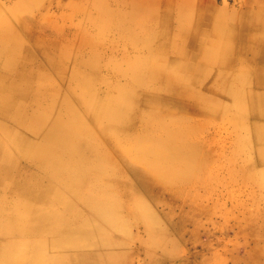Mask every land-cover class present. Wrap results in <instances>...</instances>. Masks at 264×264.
I'll return each mask as SVG.
<instances>
[{
	"label": "rangeland",
	"instance_id": "1",
	"mask_svg": "<svg viewBox=\"0 0 264 264\" xmlns=\"http://www.w3.org/2000/svg\"><path fill=\"white\" fill-rule=\"evenodd\" d=\"M0 40L18 50V61L27 62L33 81L48 76L64 81L65 88L76 77L87 94L99 89L102 98L109 94L102 81L108 82L110 95L122 106L135 100L144 111L154 106L162 117L172 114L189 122L180 129L191 137H158L153 147L166 154L161 167L144 168L148 185L128 171V159L119 155L126 177L113 190L123 217L100 222L97 233L76 231L94 222L95 215L76 199L86 186L69 181L62 196L80 214L74 217L64 205L55 206L65 216L59 223L74 229L65 244L85 245L95 255L94 264H264V102L253 98L264 95V85L257 82L264 80V57L255 56L264 55V0H0ZM215 41L232 59L230 71L243 70L238 81L230 76L231 93L205 95L237 118L236 128L222 111H203L206 102L197 104L184 94L185 87L160 86L157 79L141 76L153 69L187 76L185 66L199 64L216 79L224 68L221 60L203 54ZM205 79V71L193 74L187 87L199 90ZM146 93L158 94L159 102L147 103ZM71 106L82 110L73 99ZM83 118L99 135V128ZM62 126L84 131L66 118ZM111 129L112 135L119 133ZM175 142L183 149L175 152ZM56 232L38 238V249L18 238L16 246L0 249V264H73L74 252L53 245Z\"/></svg>",
	"mask_w": 264,
	"mask_h": 264
},
{
	"label": "bare ground",
	"instance_id": "2",
	"mask_svg": "<svg viewBox=\"0 0 264 264\" xmlns=\"http://www.w3.org/2000/svg\"><path fill=\"white\" fill-rule=\"evenodd\" d=\"M6 47H8L6 42L0 40V69H4V72L0 71V111L4 112L5 108L10 110L12 113L9 116L17 122L19 129L25 134L1 124L0 130L10 136L8 138L16 152L21 151L23 155L29 156L35 165L45 172L47 178L37 172H29V174L27 172L28 175L24 179H18L16 175L20 172V166L14 149L7 145L9 144L7 141L0 138V192L8 185L16 187V198L9 199L5 203L0 202V237L6 240L3 243V240H0V249L16 246V240L22 237L32 242L33 249L41 248L42 244L37 239L56 228L58 238L54 239L53 245L66 247L65 251L74 252L69 257L71 263L94 264V262L90 263L96 260L94 253L78 252L86 250L85 245L65 244L66 236L74 229L71 230L59 223L61 220L63 222L65 216L63 213L60 215L55 206L64 205L65 212L74 217L80 214L79 210H72L67 203L68 199L66 201L63 199V190L67 188L69 181L86 186V192L76 194V199L90 208L95 215L94 222L79 225L75 228L76 231L85 236L97 233L103 228L100 222L109 223L112 219L123 217L122 207L117 206L118 195L113 190L115 182L126 177L121 168L119 155L128 159L126 162L128 171L141 183L148 185L145 182L148 176L144 168L161 167L160 159L166 154L153 147L154 144L159 145L156 144L158 137H191L189 132L180 129L187 128L189 122L172 114L162 117L160 110L155 111L154 106L151 110L144 111L135 100L122 106L110 95L113 92L112 85L104 81L102 83L109 92L105 98L100 96L102 92L99 89H91L87 94L84 87L86 84L76 77L75 79L71 77L66 90L61 92L63 80V82L55 81L48 76L40 75L37 82L39 87L33 90L34 83L26 77L19 81L10 79L12 71L15 72L14 69H21L15 76H22L30 70L26 61L19 63L15 51ZM208 73L211 74L210 71ZM143 75L157 79L160 86L164 84L163 86L171 88H179L183 82L184 94L197 101L198 91L187 87V76L174 75L161 69H153L141 74ZM257 98L264 102L260 95ZM71 99L75 100L82 110L72 107ZM136 100L142 105L140 99ZM159 100L156 93L149 94V97L145 98L150 105L158 103ZM177 100L180 98L178 97ZM201 109L210 115L222 111V116L230 120L235 128L237 127V118L228 114L226 107L213 99ZM261 110L264 113V106ZM52 112H55L56 116L50 123L48 116ZM83 114L99 128V135L89 126L84 125ZM64 118L81 125L83 134L81 135L74 127L62 126ZM112 127L119 129L117 135H112ZM27 134L32 136L41 134L42 137L38 140ZM56 137L59 139L56 140ZM54 142L57 144L54 145ZM45 148H47L46 152L42 150ZM112 149L117 151L116 157L119 161ZM180 149H183L181 145L174 147L175 152ZM262 154L264 155V152ZM162 179L165 180L164 177ZM48 224H52L53 228ZM5 242L8 244L5 245ZM11 259V256L7 258L10 261Z\"/></svg>",
	"mask_w": 264,
	"mask_h": 264
},
{
	"label": "crops",
	"instance_id": "3",
	"mask_svg": "<svg viewBox=\"0 0 264 264\" xmlns=\"http://www.w3.org/2000/svg\"><path fill=\"white\" fill-rule=\"evenodd\" d=\"M214 45H215V47H213L211 51H207V49H204L203 54H204V56L206 54L209 56L210 55H212V56L216 55V56H218V59L221 60L220 61V63L222 64L221 66L224 68H223L222 73H220V75L216 79H215V76L213 74L208 73V71H210V69L207 66H202L199 64L196 66H193V65L187 64L184 68V70L188 74L187 77H190L194 74V78H195L197 73H201L203 71L207 72V79H205V81L202 82L201 88L199 90L196 89L198 91L199 95L197 97V101H195V102H198V104H199V102H201V103L206 102V105L209 103L211 98L207 97L205 95L208 92L215 94V95H224V94H226V92L231 93L233 82H232V79L229 81L230 76H232V77L234 76L233 81L237 77V81H238V76L240 75V73L243 70V68H240V70L238 72L236 71V73H232L231 71H233L235 69V66L232 65V62H231L232 59L231 58L226 59L228 57V52L224 49H217L220 45V41H215ZM14 51H15V53H17L18 50L16 49ZM24 52L27 53V50L25 48H24ZM18 53H20V52H18ZM22 54H23V52H22ZM255 54H257V55H255L256 57H261V58L264 57V55L262 53L256 52ZM20 56L21 55L16 54V57L18 59L21 58ZM251 58H254V54H253V57H251ZM241 60L243 63L245 62V59L241 58ZM227 69H229V70H227ZM3 70L4 69H0L1 72H4ZM14 70H15V72L12 71V75H11L12 77H10V79H12V81H19L21 78L26 77V79H28L34 83V89L33 90H36V88L39 87L37 84L38 77H37L36 81H33L32 77L34 75L31 71L25 72L22 76H18V75L15 76L16 72H19L21 69H18V70L14 69ZM10 72H7V73H10ZM171 73L174 75H180L174 71ZM245 73L246 72H243V74H245ZM147 77H150V76H147ZM142 78H143V76H142ZM257 82L259 84L264 85L263 79H258ZM64 85H65V82H63L61 84V87H60L61 92H64L66 90L67 85L65 88H64ZM183 86H184V83L181 82L179 88H183ZM192 88H194V87L192 86ZM251 95H253V92H251ZM259 95L261 96L262 99H264V95H262V94H259ZM253 98L258 99L257 97H253ZM206 105H204L203 107H205ZM10 113H12V112L10 110H8L7 108L4 109V112L0 111V124L4 125L5 127L11 128L14 131L16 130L18 132L25 134L24 131H21L19 129V125L16 124L17 122L13 121V119L9 116ZM51 115H53L55 118L56 113L52 112ZM51 115L48 116V118H49L48 121H50V123L53 122V120L51 121V119H50ZM27 135L29 137H36V139H38V140H41V137H42L41 134H35V136L29 135V134H27ZM8 137H10V136H8L6 133H3V131L0 130V138L7 141L10 144V145L9 144H7V145L12 149L13 148L12 142L10 141V139ZM14 154H15V157L18 161L19 166H20V168H19L20 172L17 173V175H16L18 179H24L29 174V172H37V173H40L44 178H47V175L45 174V172L41 168L36 166L35 162H33V160H31V158L29 156L23 155V152H21V151L16 152L15 149H14ZM32 168L34 170H32ZM27 172H28V174H27ZM15 189H16V187L10 186V185H8L5 189H3L0 192V202L5 203L9 199L16 198ZM7 194H9V196H7ZM1 238L2 237H0V240H1ZM82 251L86 252L87 250H79L78 252H82Z\"/></svg>",
	"mask_w": 264,
	"mask_h": 264
}]
</instances>
